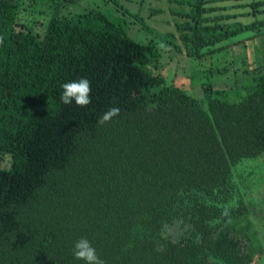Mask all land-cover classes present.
Wrapping results in <instances>:
<instances>
[{"label":"trees","instance_id":"16d2710c","mask_svg":"<svg viewBox=\"0 0 264 264\" xmlns=\"http://www.w3.org/2000/svg\"><path fill=\"white\" fill-rule=\"evenodd\" d=\"M64 1L0 0V264H85L73 256L81 237L104 264H251L234 168L264 154V61L240 99L212 82L196 97L166 84L153 40L102 11L42 20L32 5ZM171 1L189 58L262 33L264 0L249 2L262 15L249 23L212 0ZM80 78L91 103H61V85Z\"/></svg>","mask_w":264,"mask_h":264},{"label":"rangeland","instance_id":"374dc122","mask_svg":"<svg viewBox=\"0 0 264 264\" xmlns=\"http://www.w3.org/2000/svg\"><path fill=\"white\" fill-rule=\"evenodd\" d=\"M249 2L251 0H212L210 5L218 7L216 12L230 14L229 21L249 23L262 17L251 12ZM32 5L42 20L54 14L69 17L89 9L102 11L132 38L142 42L153 40L160 53L158 71L165 77L166 84L181 83L196 97L201 96L203 82H212L227 90L230 98L240 99L249 88L252 68L264 61V26L259 35L251 37L257 29L245 30L222 41L220 45L226 46L221 50L189 58L182 52L179 39L172 38L177 31L175 15L169 10L171 5L175 6L171 0H66L57 12L45 3ZM237 41L240 42L235 43ZM218 69L224 71L220 73ZM9 165L10 155L0 153V169ZM234 174L246 208L234 227L247 238L253 256L251 264H264V154L242 160L234 168ZM178 225L168 226L167 231L178 234L181 230L173 227Z\"/></svg>","mask_w":264,"mask_h":264},{"label":"clouds","instance_id":"9594fccd","mask_svg":"<svg viewBox=\"0 0 264 264\" xmlns=\"http://www.w3.org/2000/svg\"><path fill=\"white\" fill-rule=\"evenodd\" d=\"M3 38H0V44ZM61 103L71 105L73 102L79 107H87L91 103V82L86 78L66 82L61 85ZM119 108L109 109L99 120V124L109 122L114 116L119 115ZM227 214V213H225ZM73 256L77 260H82L85 264H104V261L97 255L96 249L86 238L81 237L73 246Z\"/></svg>","mask_w":264,"mask_h":264}]
</instances>
